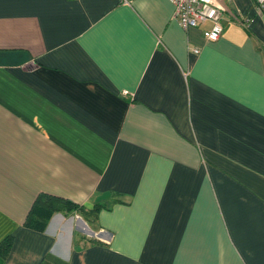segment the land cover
Wrapping results in <instances>:
<instances>
[{
	"label": "crops",
	"instance_id": "0c3cea01",
	"mask_svg": "<svg viewBox=\"0 0 264 264\" xmlns=\"http://www.w3.org/2000/svg\"><path fill=\"white\" fill-rule=\"evenodd\" d=\"M220 3L208 41L168 0H0V264H264V18ZM40 193L83 211L26 227Z\"/></svg>",
	"mask_w": 264,
	"mask_h": 264
},
{
	"label": "built area",
	"instance_id": "2783aa9c",
	"mask_svg": "<svg viewBox=\"0 0 264 264\" xmlns=\"http://www.w3.org/2000/svg\"><path fill=\"white\" fill-rule=\"evenodd\" d=\"M173 5V18L183 29L208 23L202 33L206 40L216 41L222 33V10L220 0H168ZM255 12L264 18V0H253ZM239 24L248 22L247 17L232 15ZM126 93V91H123Z\"/></svg>",
	"mask_w": 264,
	"mask_h": 264
},
{
	"label": "trees",
	"instance_id": "16d2710c",
	"mask_svg": "<svg viewBox=\"0 0 264 264\" xmlns=\"http://www.w3.org/2000/svg\"><path fill=\"white\" fill-rule=\"evenodd\" d=\"M108 207L109 204L99 203L96 204L89 213H92L95 216L99 210ZM76 210L83 211L79 205L69 199L49 195L46 193H40L32 204L24 225L39 231H44L53 214L61 213L64 216H69ZM73 239L75 242V234ZM12 243L13 238L11 236H7L2 241H0V261L5 259L8 252L10 251ZM47 257L52 256L47 253L46 257L40 264H51L46 260Z\"/></svg>",
	"mask_w": 264,
	"mask_h": 264
},
{
	"label": "bare ground",
	"instance_id": "6f19581e",
	"mask_svg": "<svg viewBox=\"0 0 264 264\" xmlns=\"http://www.w3.org/2000/svg\"><path fill=\"white\" fill-rule=\"evenodd\" d=\"M78 221H79V220H78ZM78 221H77V222H78ZM79 225H80V224H79Z\"/></svg>",
	"mask_w": 264,
	"mask_h": 264
}]
</instances>
